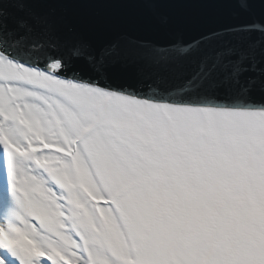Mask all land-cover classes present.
<instances>
[{"label":"snow or ice","instance_id":"6c2138e0","mask_svg":"<svg viewBox=\"0 0 264 264\" xmlns=\"http://www.w3.org/2000/svg\"><path fill=\"white\" fill-rule=\"evenodd\" d=\"M81 2L0 0V264H264L255 22L77 65L56 53Z\"/></svg>","mask_w":264,"mask_h":264},{"label":"water","instance_id":"95a60500","mask_svg":"<svg viewBox=\"0 0 264 264\" xmlns=\"http://www.w3.org/2000/svg\"><path fill=\"white\" fill-rule=\"evenodd\" d=\"M71 21L63 30L58 55L72 60L75 49H97L114 43L147 41L160 46H186L204 34L223 26L255 22L242 46L251 42L259 53L264 49V6L256 3L251 11H234L197 0H82L63 10ZM139 86V85H138ZM145 91L148 89L145 87Z\"/></svg>","mask_w":264,"mask_h":264},{"label":"rangeland","instance_id":"374dc122","mask_svg":"<svg viewBox=\"0 0 264 264\" xmlns=\"http://www.w3.org/2000/svg\"><path fill=\"white\" fill-rule=\"evenodd\" d=\"M4 179L3 171L0 169V181L2 182Z\"/></svg>","mask_w":264,"mask_h":264},{"label":"bare ground","instance_id":"6f19581e","mask_svg":"<svg viewBox=\"0 0 264 264\" xmlns=\"http://www.w3.org/2000/svg\"><path fill=\"white\" fill-rule=\"evenodd\" d=\"M1 182V181H0Z\"/></svg>","mask_w":264,"mask_h":264}]
</instances>
